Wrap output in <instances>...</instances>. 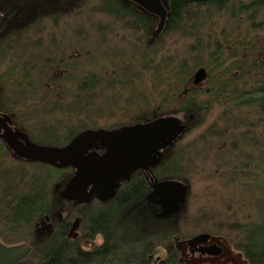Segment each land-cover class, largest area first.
I'll return each mask as SVG.
<instances>
[{
	"label": "trees",
	"instance_id": "16d2710c",
	"mask_svg": "<svg viewBox=\"0 0 264 264\" xmlns=\"http://www.w3.org/2000/svg\"><path fill=\"white\" fill-rule=\"evenodd\" d=\"M114 1L102 0V3L110 7L114 5ZM169 3L170 12L166 15L164 30L153 43L146 46L144 53L141 52V47L135 45L132 47L133 57L130 58L132 59L130 68H121L120 63L123 61L124 65L130 59L113 49L109 56H113L114 59L110 62L101 61L100 71H96L95 60L91 58L96 56V51L91 48L86 54L87 69L83 78L79 79L81 89L77 94L52 93L49 90L38 89L32 93L23 91L18 93L5 88L4 111L14 119L17 116L24 123H28L27 127L32 126L33 132H30L32 140L44 146L56 147L69 143L75 135L86 129H96L98 126L117 129L121 127L118 126L123 124L122 122L145 121L178 110L183 111L189 118L195 113L198 119L196 126L201 125L208 111L218 104L257 102L255 106L264 113V86L254 88L248 93L237 91L235 88L239 86L240 79L231 76L232 72L240 69L238 65L241 64L242 59L233 61L240 56V48L249 50L244 53L246 55L255 54L252 53L255 44L248 42L251 37L238 34L234 37V40L236 39L234 42L222 43L212 33L208 34L206 44L197 38L190 47L192 53H196L191 56V63H186L185 60L175 63L172 57L165 54L157 57L159 52L157 45L165 34L171 31L199 29L209 15V19L213 15V12L208 14L209 10L225 9L226 13L234 18L239 14L247 13L251 29L254 31L262 29L264 17L257 22V12L247 11V8L263 7L264 0L252 3L253 6L250 4L248 6L242 0H170ZM148 22L151 24V21ZM241 38L244 40L239 42ZM225 39L227 38L223 36L222 40ZM228 58L230 59L227 65L225 63ZM252 65L258 68L264 67V63L257 62L256 59ZM200 67L205 68L207 77L198 85H193L192 76ZM6 70L5 79L10 82L11 88L40 87L36 82L42 79L16 77L13 67ZM143 77L147 78L148 88L154 90L164 87V90L155 93L160 98L159 105L151 107L149 96L153 91L145 93L133 90L125 102L134 105L136 118L134 120L117 118L115 123L109 124L107 119L112 116L113 109H116L115 106H118L119 101L115 97L112 99L114 95L104 97L106 91H117L120 88L136 89L137 83L143 84L141 81ZM74 83L76 84L75 79ZM201 86H204L202 89L205 90L196 91L195 99H191L192 89L197 90ZM180 88L188 89L184 94L180 92L186 97L185 100L176 99ZM98 94L102 96L100 100H97ZM251 95H259V98L252 99ZM148 111L151 113L149 114ZM124 113L130 112L124 110ZM260 122L264 123V117ZM20 126L21 129L24 128L21 124ZM189 130L188 125L186 131ZM186 159L190 160L189 155ZM15 175L21 180L27 172H18V169L12 167H6L3 174L0 171V185H3L0 186V199L5 201L4 204L0 203V240L5 244L29 242L32 250L21 264H25L27 259L32 260L30 264H148V256L160 247H165L164 249L167 250L162 264H181L171 246L172 231L163 229L152 222L151 218H147L143 225L139 218H118L124 204L117 206L116 213L112 207H104L96 213V205H90L87 210L84 208L78 210L77 213L83 216L81 223L83 238H93L98 234L102 236L101 245L96 246L92 251L83 250L82 245L80 247L76 241L68 239V220L46 218V216L50 217L60 205L56 189L66 178L65 172L48 165L36 164L34 172L29 176L31 189L24 193L17 192L20 182H15ZM175 175L178 173L175 172ZM263 191L264 187L262 193ZM258 212L259 223L255 224V227H253L255 221L242 225L238 228L241 230V240L234 244L229 241L233 249L242 254L246 264H264V202L260 204ZM41 224H50V228L41 231L38 228ZM129 231L133 232L134 236L125 235Z\"/></svg>",
	"mask_w": 264,
	"mask_h": 264
},
{
	"label": "flooded vegetation",
	"instance_id": "af4514ba",
	"mask_svg": "<svg viewBox=\"0 0 264 264\" xmlns=\"http://www.w3.org/2000/svg\"><path fill=\"white\" fill-rule=\"evenodd\" d=\"M82 1L83 0H7L0 2V171L3 174L5 168L10 167L9 164H7V166L5 165L6 157L16 165L24 164L36 166V164L39 163L64 171L66 178L62 180L60 186L56 189L60 205L50 217L46 216V218H56L58 221L63 219L68 220V237L73 219L81 217L79 224L80 237L78 239H69L68 237L69 240L76 241L80 247L84 242L92 243L96 236L95 235L93 238H83L81 233L83 216L77 213L80 208L87 210V208H90V205H96V213L103 210L104 207H112L116 213L118 211L117 206L124 204L125 206L120 209V214L117 217L139 218L142 225L146 222L147 218H151L152 222L161 227L162 222L175 223L178 218L195 217V215H192L193 210L191 208V202H189V186L182 178L175 175V170L173 169L175 163L172 161L175 159L176 154L180 153L184 148H180L179 146L178 150L169 154V151L181 142L186 132L180 139L175 140L165 149H158L156 155H154L156 149L141 152V154L137 153V156L141 157L140 161L134 164L135 167H130L114 175L108 174L107 176L100 177L96 185V194L91 193L92 183H88L85 187L81 188L80 192L73 194L74 197L72 198L67 196L63 197L61 194L70 178L76 172V169L72 165L59 166V164H53L50 161L26 159L14 154L13 148L10 146L9 142H20L24 145H44L38 144L36 141L32 140L27 132L24 135V131L21 130L10 115L4 111L3 92L5 88L18 93L22 91L24 93H32L35 92V89L49 90L52 93L68 94H77L80 91L79 79H82L86 72L87 67L85 66V60L88 58L86 54L89 53V49L84 50V47L87 45L90 46L89 42L91 39L87 37L88 35L85 37L84 24L71 22L69 16H78L81 13ZM169 1L170 0H161L162 6L165 8V17L170 12ZM242 1L250 6L258 0ZM100 2L101 5L98 7V11L101 14L103 13L114 20L124 22L120 24L109 23L108 25L114 26L113 28H110V26L108 28L109 31L111 32V29L127 30L133 39V44L122 41L124 44L122 47L129 46L132 49L135 45L136 47H141V52L144 53V49L149 45L151 33L156 28L159 21V13L154 1L115 0L114 5L112 4L110 7L103 5L102 0H100ZM247 9V11L252 10L258 13L261 7L257 9L255 7H248ZM148 21H151V24H148ZM93 27L96 33V25ZM100 32L101 29L100 26H98L97 47L102 46L101 42L103 39L99 40L101 37ZM93 42H95L93 46H96V39ZM248 42L254 43L255 46L259 45L260 49L253 51L255 53L253 57L257 62L259 61L261 63L264 53V40L255 39L254 41L249 40ZM117 45L121 46V44ZM97 52H99V50H96L95 53ZM100 52H104L105 55L103 56L106 57V55L109 56V54L106 53H110L111 50H100ZM242 53L243 57L252 56L251 54H244V51H242ZM98 56L101 55L98 54ZM125 57L127 59L131 58V56ZM93 60H95L94 63H96V59ZM243 61L244 58L241 62ZM262 61L264 63V59ZM6 63L9 67H13L16 77L27 76L35 80L42 79V81L36 82L40 87L24 86L11 88L10 82L5 79L7 70L4 67ZM94 68H96V66ZM240 69L236 72L243 73ZM74 79L76 80V84L74 83ZM18 84L22 83L18 82ZM186 90L188 89H178L176 99L185 100L186 97L183 94L184 92H188ZM196 91H200V89H192V93H190V95L193 94L190 96L191 99H195L194 93ZM173 113L183 114V121L186 124V129L188 125L194 127L198 123L195 113H193L190 118L180 110L174 111ZM167 114H160L155 118ZM6 116H8V118ZM155 118L145 121L128 122L120 124L119 126L144 124ZM88 130L89 129H86L83 132ZM10 131L12 132L10 133ZM14 133H17V136H15ZM76 136L77 135H75L72 140ZM108 140L106 139L95 143L87 142L86 145L88 148L86 153H96V155L100 156L106 153L107 148H111L115 155L118 154V152L121 155L126 154L116 150L118 147H116V143L112 138H108ZM106 142L109 143L106 144ZM69 143L67 142V144L57 147H65ZM192 145L190 148H192ZM68 173L71 174V177H67V175H69ZM119 174L120 177L117 178V180L115 179L116 181L111 178ZM170 180L183 181L185 188L181 189L178 183H171L169 182ZM0 186L2 187L3 185ZM0 203L4 204V199H0ZM57 212H60V215H57ZM208 214L209 213L203 212L201 215L197 216V218H211L210 214ZM171 231V246L177 254V258L181 264H184L180 258L181 254L186 262H191L193 264H197L193 261L195 259H198L197 262H200V264H230V262L225 263V260L228 259V252L224 250L223 246H221L222 252L220 255H203L199 257L200 254L195 248L193 252H191L189 247L180 243L181 240L188 239L196 234L182 237L177 233L176 229H172ZM137 233L139 234L142 232ZM95 247L96 245H93L92 249L89 251H92ZM164 248L165 247H160L155 253H151L148 256V264H162L165 259L164 254L167 251Z\"/></svg>",
	"mask_w": 264,
	"mask_h": 264
},
{
	"label": "rangeland",
	"instance_id": "374dc122",
	"mask_svg": "<svg viewBox=\"0 0 264 264\" xmlns=\"http://www.w3.org/2000/svg\"><path fill=\"white\" fill-rule=\"evenodd\" d=\"M81 5V13L78 16H69V19L71 22H78L85 26V37L88 35L87 37L91 40L89 42L90 46H85L84 50L91 48H93L94 51L99 50L96 56L91 57L96 59V71H100L102 66L99 65L100 61L110 62L114 59L113 56L110 57L106 55V57H104L103 55H105V53L100 52V50L115 49L120 52V54H123V57H133L131 47H122V45H124L122 41L132 43L133 39L129 31L111 29L110 32L108 29L110 26V28L114 27L113 25H108L109 23L120 24L124 22L114 20L103 13L101 14L98 11V7L101 5L100 0H83ZM258 11L257 22L264 17V5ZM212 12L213 15L211 18L209 19V15L208 19L205 20L203 26L199 29L183 32L171 31L165 34L157 45L159 47L157 57L165 54L172 57L175 63L183 60L187 61L186 63H191V56L196 54L192 53L190 49L191 45L197 38L206 44L208 34L212 33L216 35L218 41L222 43L234 42L236 40H234V37L236 35L238 36V34L240 36L247 35L251 37L253 41L255 39L264 40V26L262 29L252 30L247 20V13L239 14L234 18L230 17L225 9L220 11L209 10L208 14ZM95 25L96 33L93 30V26ZM98 26H100L101 29V37L99 40L103 39L101 47H97ZM223 36L227 39L222 40ZM95 39L96 46H93L95 45V42H93ZM243 40L244 39L241 38L239 42ZM117 44H121V46ZM257 49H260L259 45L252 49V53ZM239 51L241 53L240 56L234 58L233 61L237 59L243 60L244 58V61L238 65L239 68H241L240 70L243 71V73L240 72L243 75L238 72L231 73V76L240 79L239 86L236 87L235 90L247 93L252 92V89L260 87L261 85L264 86V67L258 68L256 65H252L255 61L253 57L254 54H252V56L243 57L242 51H249L248 49L244 50L240 48ZM98 54L101 56H98ZM115 59L119 60L116 57ZM229 59L230 58L224 63L228 65ZM263 59L264 53L261 59L262 64ZM131 60L132 59L125 62L124 65L122 61V63H120L122 64L121 68H130L132 64L130 62ZM85 61H87V58ZM106 64H108V62H106ZM7 67L9 66L6 63L4 68L6 69ZM141 81H143V84L142 82L140 84L137 83L136 86L138 87H136V89L120 88L117 89V91H106L104 97L114 95L112 99L115 97V99L119 101L118 106H115L116 109H113L112 116L107 119L109 124L111 122L115 123L114 121H116L117 118H119L118 120H134L136 118L137 113L134 112L136 111L134 110V105H129L125 102V99L133 90L136 92L144 91L145 93L153 91V93H150L152 95L149 96V100L152 104L151 107L159 105L158 101L160 98L156 96L155 93L164 90V87L158 89L154 88L153 90V88L147 87L146 77H143ZM202 87L204 86L200 87L199 92L205 90L202 89ZM101 98V94H98L97 100ZM251 98L257 99L259 95H251ZM256 103L257 102H255V104ZM255 104H244V102H241L240 104L214 105L211 110L208 111L202 124L194 128L191 126L190 130L186 131L181 142L169 151V154H172L179 149V146L180 148H184L180 153L176 154L175 159L172 161L175 163L173 169L178 173L179 176L177 177L184 179L183 181L189 186V202H191V208L193 210L192 215H195V217L178 218L175 223L162 222L161 227H163V229L170 231L176 229L177 233L181 236L209 232L216 236H223L228 242L230 241L234 244L241 240L242 234L240 233L241 230H238V228L253 221H255L253 227H255V224L259 223L260 215L258 210L260 204L264 202L262 201L264 200V191L262 193V187H264V123L260 122V119L264 117V113L261 112ZM128 107L129 109H127ZM124 110L130 113L125 114ZM148 113L150 114L151 111H148ZM11 117L19 128L21 127L20 124L24 127L23 129L20 128L24 131V135L27 131L30 137V132H33L32 126L27 127L29 124L24 123L17 116H15V119L13 116ZM122 123L124 124V122ZM111 128L112 127L98 126L96 130L103 129L105 131H111ZM191 145L192 148H190ZM187 155H189V161L186 159ZM5 160L6 166L9 164L10 167L15 168V170L18 169V172H27V175L23 176L21 179L22 181L15 175V182H20L17 192H27L32 185L29 176L34 172L35 166L24 164L16 165L7 157ZM70 175L71 174H69V176ZM203 212L209 213L211 218H197V216L201 215ZM256 226L258 227V225ZM38 228L41 231H45L50 228V224H41ZM130 231L125 235L134 236V233ZM30 263H32L31 259L25 261V264Z\"/></svg>",
	"mask_w": 264,
	"mask_h": 264
},
{
	"label": "water",
	"instance_id": "95a60500",
	"mask_svg": "<svg viewBox=\"0 0 264 264\" xmlns=\"http://www.w3.org/2000/svg\"><path fill=\"white\" fill-rule=\"evenodd\" d=\"M7 1V0H0ZM154 1L159 13V21L156 28L152 31L149 38V44L154 42L157 37L164 30L165 25V8L162 6L161 0ZM165 6L166 3L164 2ZM207 77L205 68H198L193 76V85H198L204 81ZM8 118V116H6ZM12 131H10L11 133ZM186 132V124L183 121L182 113H169L157 117L144 124H136L131 126H122L120 128L105 131L100 130H88L78 134L67 146H40V145H24L20 142H9L13 148L14 154L26 159H39L42 161H50L53 164H59V166L72 165L76 172L67 183L66 187L62 191V196L69 198L74 197L73 194L81 191V188L85 187L88 183H92L91 193L96 194V185L100 180V177L114 175L121 171H125L130 167H135V163L140 161L141 152L150 151L156 149L154 155L157 154L158 149H165L171 145L175 140L180 139ZM17 136V133H14ZM112 138L116 143L117 151L126 153L124 155L114 154L111 148H107L104 155H96V153L87 154L86 145L87 142H98L108 140ZM109 141V140H108ZM109 142H106V144ZM113 152V153H111ZM134 153V154H130ZM86 154V155H85ZM85 155V156H84ZM136 155V157H135ZM120 177V174L116 177H111L114 181ZM116 179V180H115ZM171 183H178L181 189L185 188V184L181 180H170ZM182 194V192H181ZM182 198V195H181ZM180 198V199H181ZM60 215V212H57ZM60 219V218H59ZM81 217H76L71 223V227L68 232L69 239H78L80 237L79 224ZM216 239V240H214ZM216 241V242H213ZM102 243V236L96 235L93 242L82 243V248L85 251L92 249L93 245L99 246ZM181 244L190 248L193 252L195 248L200 256L209 255L216 256L222 252V247L228 252V259L225 263L230 264H246L242 254L231 246L228 240L223 236L212 235L207 232L196 234L188 239L181 240ZM32 250L31 245L27 241H23L17 244H5L0 240V264H21V262L30 254ZM181 261L184 264H193L186 262L181 254ZM198 259L193 260L197 264Z\"/></svg>",
	"mask_w": 264,
	"mask_h": 264
}]
</instances>
